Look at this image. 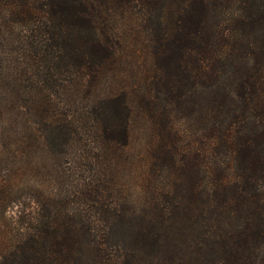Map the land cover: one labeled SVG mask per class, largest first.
<instances>
[{"label":"trees","instance_id":"1","mask_svg":"<svg viewBox=\"0 0 264 264\" xmlns=\"http://www.w3.org/2000/svg\"><path fill=\"white\" fill-rule=\"evenodd\" d=\"M0 264H264V0H0Z\"/></svg>","mask_w":264,"mask_h":264},{"label":"rangeland","instance_id":"2","mask_svg":"<svg viewBox=\"0 0 264 264\" xmlns=\"http://www.w3.org/2000/svg\"><path fill=\"white\" fill-rule=\"evenodd\" d=\"M121 26L118 28L120 30ZM135 45V42H134ZM132 47V46H130ZM142 58L139 48L132 51L131 48H125L122 52L121 61L117 69L111 75H106L101 80L98 90L101 94L117 93L125 88L130 96L137 98V93L133 91L137 90V80L144 72V67L141 66ZM136 84V85H135ZM136 86V87H135ZM74 86L67 89V94H71ZM138 91V90H137ZM68 112L72 110L65 109ZM139 111V110H138ZM133 108L132 117L129 122V128L131 131L130 146L124 151V156L121 159L119 168L117 169V177L120 178L121 184L124 186V194L129 198L139 200L142 202L140 195L142 193L140 186L138 185V179L143 174L149 162V156L146 152L147 141L149 140V133L152 125L149 118L141 115ZM183 177L187 181H191L193 176H197L196 172L184 170L182 172Z\"/></svg>","mask_w":264,"mask_h":264}]
</instances>
